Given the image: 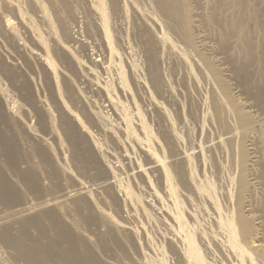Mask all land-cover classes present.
<instances>
[{
  "label": "rangeland",
  "instance_id": "rangeland-1",
  "mask_svg": "<svg viewBox=\"0 0 264 264\" xmlns=\"http://www.w3.org/2000/svg\"><path fill=\"white\" fill-rule=\"evenodd\" d=\"M130 1L136 7H139L143 10L152 11V16L156 21L153 27L160 35V37L163 38L165 41V47H164L165 50L164 51L162 50V52L158 54V56L160 57L157 58V66L160 68V73H163L164 77H166L169 80V83L171 84V89H174L173 91H175L176 95L173 92L171 96L168 95L169 98L167 96H163V97L155 96L156 101L160 102L164 107L166 114L168 116L167 120H164L159 114L156 113L157 109L154 105H150L144 98L142 100L139 94L136 95L137 92L133 86H131L132 88L131 91H133L134 89L136 93H134V91H133L134 94L131 93L132 94L131 99L128 98V96L127 97L123 95L121 96L119 94L118 97L121 99L120 101H122V103L126 105V107L128 108L127 111L130 114V117L131 116L134 117L136 112L138 111L140 112L139 114H141L140 115L141 120H144L143 123L145 125L147 124L146 126L149 129H151L150 131H153L157 141L160 143V147H159L158 143L156 144L155 141L154 142L151 141L150 143H147L149 146L147 145L148 149H146L147 148L146 147L145 150H148L149 154H150L149 151H151V154H153L154 152L155 156H158L160 160L163 159L164 161V162L162 161L163 164L164 163L168 164L171 174L173 176L172 184L175 187L177 197L180 199V205L185 209L184 211V215L186 214L185 217L186 216L188 217L186 210L191 206L189 204V201H186L185 199L182 198L183 195L190 197V200L193 201L194 204L198 202L203 203L206 209V214L204 215L199 214L194 223L195 228L198 229L199 233L203 237H205L209 243V249L200 247L202 253L210 258L218 260V263L220 264H231L232 263L231 257H228L224 251L220 252L218 247L214 246L213 242L210 241L211 236L217 232L216 224H214L213 221V217H215L216 214L212 209L211 203L215 205V207L218 209V212L223 216H229L230 218L231 217L234 218L236 223L234 227L236 231V240L240 244V246H242L245 249V247L248 245L249 240L247 239L248 237H246L243 234L242 227L238 222V220L236 219L237 213L239 212L243 215V217L246 220H248L253 225L255 229L254 235L256 236L255 240L257 242L264 243V181L262 179V175L264 172V124L262 122L264 121V97L260 96L261 90L264 89V0H179V9L175 17H170L162 13L159 10V8L155 6L154 0H130ZM60 2L61 1L59 0V3ZM81 3L84 4L81 0L78 1L77 3V6L80 5L78 6L80 12V13L78 12V14L80 15H78L79 17H77V19L80 22V25L79 26L72 25V30L75 29L76 32L77 31L82 32V29H84L83 27L85 26L86 23L85 20L86 19L85 15H87L85 13L86 7L85 4L83 6ZM185 3H188L191 7L186 8L184 6ZM71 6L73 8V5ZM115 21H116L115 17L112 14H110L111 24H113ZM17 24L16 26H19V24L18 25ZM125 24L126 27L123 28L124 31H121L119 29L118 32L112 29L113 35L117 34L118 37H122V36L124 37L123 42L129 48L130 51V54L123 55V52L119 48V53L122 56H124L125 59H127L129 62L133 64L148 65L145 60L146 58L145 46L147 42L150 43L151 39L149 34L147 33L148 31L146 29V26L134 16L130 8L128 9V15L125 20ZM75 27H77V29ZM126 30H127V34H126ZM19 32L21 33L20 30ZM28 45L30 46V44ZM33 49H38V48L35 46V48ZM39 50L40 51L38 50L36 51L40 53L41 48ZM78 52H79L78 53L79 57L81 58V60L83 59L82 61H85L86 66L90 68L93 67L91 71L92 70L95 71L93 72L95 73L97 78L98 77L99 79L101 78L100 81L111 80L113 75L112 73L111 75L109 74L110 72H108V74L105 73L104 70H102L103 67L101 66L98 67L96 65L93 66L90 65L91 64L90 56L87 53L83 52L81 49ZM41 53H40L41 55H44L43 51ZM95 56L93 58H96V60H98L97 58H99L98 57L99 54L97 53ZM99 59L101 60V58ZM9 61H11V59L10 60L8 59L7 62L10 65ZM55 65H57L56 69L59 68L58 71L60 70L61 67L63 69H64L63 66L66 67V64L60 65V63L57 61ZM25 66L26 65L16 64L15 67H13L12 65H10L9 67L14 68V70L17 73L16 78H18L21 83L24 81L23 82L24 84L31 83L32 86L34 85L32 88L33 91H35V98L37 97L36 99H38L40 95L41 96L43 95L42 100H46L44 101L47 105L46 108H49L50 110L49 109L48 110L52 113L51 114L49 112V114L53 116L52 125L54 126L52 127L51 124L49 125V121L47 119L48 117H46L49 114H47L45 109L42 108L44 112L41 109H39L41 112H43V114L40 113L38 115H36L37 113L35 114L34 111H31L28 102L24 100V98L21 96L22 93L16 90L17 87L13 85L9 77H5L1 73L0 74L1 88L4 87L3 89L7 90L8 95L11 98L10 100L13 99L12 101L16 102L17 107L21 105L24 106V107L21 106L22 107L21 110L22 109L26 111L28 110L27 111L28 113L30 110L31 115H29V117H27L26 119H23L21 115L17 114L16 119L20 118L18 123L21 121L23 123V121L25 120L24 123L18 124L19 126L16 125L14 129L11 128L14 130L13 132L11 131L9 132L7 129L4 128V125H1L0 131H3L5 133L6 139H14L16 141L19 148H21V150L23 149L22 152H24L23 153L24 156L25 153L30 152V150L29 151L27 150V148H29L28 145H31L30 142H33V145L35 146L36 144L39 143L38 142L39 139L40 140L45 139L46 136L48 135L46 139L47 140L49 139V141H46V144L50 142L51 145L50 143H48L49 145L47 144V146L41 144L44 147L41 146L40 147L43 148L42 151L45 150L46 152L48 151L49 148L51 149L48 155H50V157L55 160L54 168L58 169V172L56 173L58 174V176H56L57 178L54 180H49L47 178V175L50 173L51 167H49L50 169L47 170L45 167L40 169L39 166H37L39 169L37 167L34 168L36 171L34 172L37 174L39 178L41 176L42 178L41 181L43 180V182H41L40 185L41 189L43 190L42 193L52 195L51 193H53L54 191L55 192L53 194H56L60 191H63V188L64 190L67 189V187L68 189L70 187L69 190H72L73 188L74 190H76L80 187V185L82 186V184L83 187H88L91 185L92 188L94 187L96 189V187L93 184L96 182H100L101 178H103L105 174L103 173V175H98L95 165L94 166L87 164L84 165L81 161L77 160L78 161L77 162L76 159L73 157L72 155L73 147L72 145H70L68 139H66L67 137L65 134L66 131L64 126L62 128L59 122L60 112H58L55 109L54 100L52 97L49 96L50 92L47 90L48 86H46L49 85L48 83H46L47 80L44 81L45 76L42 69V66L44 65L35 64L34 60H31V65H28L26 67ZM213 69H217L219 72L221 71V75L223 77L227 90H224L222 86L217 82V80L214 79L215 77H214ZM29 71L30 73L28 74L27 72ZM145 73L146 71L144 70L143 74ZM103 78H106L107 80ZM6 79L8 82L7 81L3 82V80ZM36 90L39 91V93H37ZM93 93L94 92L88 89L87 87L84 88L81 86V94L86 98L87 97L90 98L89 100H92L93 103L95 100V103L97 104L98 108L95 109L91 108L92 110L89 109V105H86L85 103H81L79 100L76 102V100L73 99L70 100L69 98H67V100L65 101L66 97L64 96V94H63V100L61 99V102L63 101L64 103H66L67 106H69L67 107L68 111L70 113L72 112L73 114L75 113L74 115L72 114L73 116L75 115L77 116L78 114L77 116L78 119L81 118L79 120L80 122H78L77 120V123H81V125L84 124L82 126L87 128L89 134L87 135V133L82 132L83 135H86L87 137L93 136L94 140L98 144L100 142V145H102L103 148L102 150L103 151L105 150L104 153L106 152L105 154L109 156V157L107 156L109 161L108 163L110 165V166L108 165L109 168L113 167L115 168L114 170H119V172L121 173L120 176L121 179L119 181L120 187L122 186L121 187L122 189H124V187L125 188L128 187L129 189L130 186L129 190H131L132 192L134 191L133 193H136L138 197L140 195L141 196L140 199L143 203L141 205L144 209L148 208V210L147 209L145 210H147V212L150 213L152 219L149 218V213L147 215L145 214L146 217L140 211L137 214L134 213V211L132 210L133 207L130 204L128 205V203L126 204L128 206H125L127 208V211L122 212L121 210L122 207L120 206L118 198L112 195L113 192L111 190L110 192L109 189L107 188L102 191L96 189L95 191L93 190L89 194L90 197L89 195L87 196L89 200L91 199L90 202H92V204L90 206L92 207L91 208L92 211L88 209L90 206H87L88 208L85 207V209L87 208L86 209L87 211H84L85 210L84 209L83 211L85 213L81 212L82 214H80V216L78 215L79 217L77 216L79 218L80 225L83 224L81 225V227H83L82 232L84 231L83 236L84 237L87 236L86 238H90L94 243L96 242L95 245L98 244L97 247L100 246V239H104L101 240V242L103 241L102 243H104L105 247L110 248V250L112 249V252L114 251L113 254L115 255L112 254L113 256L112 255L110 256L114 257L115 259L116 258L120 259V256L122 255L120 254L119 256L118 255L119 253L116 251L117 249H114L115 248L114 243L116 241H113L112 238L113 236L111 234L114 233L113 232L114 230L111 228H113L112 223L117 222V224L118 223L124 224L126 222L127 226L129 225V227L136 228L137 230H139L138 236L141 241V245L142 246L144 245L143 247H145V248L142 247L143 250L145 251L143 250L140 251L139 249L136 251L133 248L131 249L130 248L131 246L127 244L128 248H130L131 250L127 249V247L125 246L126 251L128 252L130 251L131 252L129 253L130 255L134 251L135 252L132 254L133 256L129 257V255H126L128 260H126V257H124L125 259L122 258L123 257L122 256L121 260L123 259L125 260V261L123 260V263L125 262L127 264L129 262V264H132L131 263L133 262L132 257L134 256L137 257V254H141V255L147 254L146 256L147 258L149 256L148 259L151 262V263L149 262L150 264H153V262L154 264L155 263L159 264V262L160 264H166V263L172 264L173 261H174L173 264H176L174 258L172 259L173 256L166 248L167 243L164 244L161 235H159L162 232L166 234L165 232L167 229H168L167 233L171 232V229H173L171 227H175L173 226L174 222L168 219L166 214V207L168 206L170 207L172 205L171 201L173 202V200H171L172 195L169 192L170 190L169 191L168 189L164 190L167 193L162 191L165 188L163 184H161L163 182L160 179V174L158 172L149 174V176L152 177L151 181L153 179V181L151 182L154 185L152 189L151 187L147 186L146 180L144 178L142 180L141 178H138V176H136L137 178L136 180L134 176L130 178L131 181L127 179V175L125 173L126 168L130 167L132 163L134 165L135 161H137L140 164L141 163L145 164L147 162H150V160L148 159L149 156L146 155L147 152L138 149L137 146L135 147V144L133 146H130V142L123 141L124 146L127 143L125 149H127L128 154H130L133 157L134 161H131L130 162L131 164L129 162L125 163L121 161L119 162V160L116 161L114 156L116 157L117 154L119 156L120 153H123V148L120 149L119 148L120 146H118V144L116 143V141H119L120 144L121 140H125L120 138L122 137V135H120L121 130H118L120 132L118 135H117L118 133L117 131V133L111 134L112 136L100 132L97 124L95 125L96 112L93 111H98L99 113L97 112V114H99V116L102 115L101 117L105 115V119L108 121V123L115 122L112 123L113 125L116 124L118 126L117 123L119 120L117 119L115 111L109 106L106 100L98 93H94V94ZM51 99L52 101H50ZM105 103L108 105H106ZM148 106H150L151 108ZM84 107L87 109H85ZM153 110L155 112H153ZM91 112L93 114H91ZM84 114L88 115L89 118L84 119L85 118ZM41 115H44L43 117L44 118L46 117V119H44L43 117H39ZM241 115L246 117V120H244L243 122H241L240 120ZM251 117L256 118L254 124H248ZM135 119H137L136 116ZM135 119L133 118L132 121L134 120V122L136 123ZM42 120L44 122L48 121L47 124L46 122L44 123ZM27 124L28 126H26ZM20 125L26 126L25 127L26 129L24 128V126H22L23 127L22 128ZM29 126H30V130H29ZM51 127L54 128L55 131V132L53 131L54 135L51 134V131L53 130ZM168 127H172L177 132L180 138L179 143H177L176 145L173 143V141L166 142L164 140L165 138L170 139L169 137H167L168 135L165 132V130ZM61 128L64 129V131ZM22 129L26 131L24 130L22 131ZM35 130L37 132L39 131L40 136L37 134ZM27 132L28 134H26ZM29 132L31 133V135ZM230 132L234 133L233 139L225 140L221 144V146L214 145L209 149L206 147L202 149L203 154L205 156V163L200 161L198 155L196 154L195 156L190 157L189 159V169L191 175L193 176V179L198 185L200 191L205 196V199L201 201L199 200L198 196L192 190H190L189 186L185 181L183 171H185V174L187 175L189 170L184 168L185 166H183L182 163H174L173 156H175L177 153L180 152L194 153V151L199 150L197 148L198 146H205L206 143L210 141H219L221 140V137H224L226 134ZM33 133L39 139L36 138V136ZM42 134L44 137L42 136ZM28 135L30 139H28ZM49 135L51 138H49ZM114 136L115 137L119 136V138H115ZM33 137H35L37 141L36 140L34 141ZM39 144L37 146H39ZM150 144H152L153 146L152 145L150 146ZM40 147L39 149H41ZM131 147L134 148L131 149ZM46 152L44 153L46 154ZM112 156L113 158H111ZM243 156H245V158H243ZM21 158L22 156H20L19 154H15L13 157L6 158L9 161L13 171L15 170L16 167L15 161ZM30 161L33 162V164L35 163L34 166L39 165L38 164L39 158H33L30 159ZM97 161L99 160L97 159ZM79 162L81 163V165ZM98 163L99 166L100 167L102 166L104 169L105 167L104 164L101 163L100 161ZM84 167L86 168L84 169ZM21 168L26 169L27 167L26 166L24 167V165H22ZM45 172H47V174ZM5 175L8 181L12 182L14 180L11 172L8 169H5ZM43 177H45V179ZM159 179L161 180V182ZM242 179H244L245 182V188L243 190L241 189V182H240ZM152 190L153 191L155 190L154 192L158 193V195L157 194H156L157 196L154 195ZM149 194H152L153 198L155 196L161 197L158 198V200L162 199V195L164 196V199L167 196V198L169 197L168 201L169 200L170 201L168 202L167 199L165 200L162 199L158 201L156 197L154 199L152 197H149ZM159 194H161V196ZM120 199L121 198H119V200ZM145 199L146 202L148 199L149 201L151 200L152 202L150 201V204L152 206H149L145 202ZM163 201L164 203H162ZM65 204H68V202H65ZM69 205L68 208L70 207ZM165 205L168 206L165 207ZM7 206L9 205L5 203L2 199H0V210L5 209ZM72 206L73 204L71 205L70 208H73ZM94 206L96 208H94ZM160 212L163 215H161ZM88 214H90L88 217L91 218L89 222L90 224L88 222L87 224L91 227L85 224L86 223L85 220H81L84 219L85 217L87 218ZM133 214L134 215L136 214L137 216H134ZM159 217L166 224L165 223L163 224ZM187 217L186 220H188ZM155 218H158L160 222H158L157 221L158 219L156 220ZM149 219L153 221L151 220L149 221ZM154 220L157 221L159 224L156 225L157 222H155ZM81 221H85V223L84 222L82 223ZM110 221L111 224H109ZM168 222L173 223L170 224L171 227L167 225ZM14 225H15L14 222H12L13 229H14ZM164 225H167V227ZM3 226L5 228H8L9 223L7 222ZM85 226L86 227L88 226L87 229ZM1 229L2 227L0 226V234L2 233ZM143 229H146L145 230L146 235L150 237L149 239L152 242L153 240L156 242V244L153 242L154 244H152V248L154 247L153 245H156V247L154 248L156 249L158 247V250H160V252H158V250H155L158 253L157 252L153 253L155 252L153 249L150 248L147 249L148 248L146 246L147 244L145 240L142 239L145 236L144 232H142ZM173 232H175L176 234L179 233L177 232V230H173ZM13 233L14 235L17 234L16 231H13ZM33 235L36 236L35 231H33ZM114 235L117 238L119 237L118 242L121 243L122 240L120 239V236L117 234ZM140 236L143 237L141 238ZM108 239L110 240V242H108L109 241ZM195 240L196 243H199L197 237L195 238ZM112 241L114 243H112ZM0 243L3 245L1 238H0ZM157 243L159 244V246L157 245ZM110 246L113 247L111 248ZM159 247L161 248L159 249ZM162 248L164 249L162 250ZM144 252L146 254H144ZM162 253H164V255L167 256L165 260H167L168 262L165 261L166 263H161V259L160 258H159L160 260L158 259V257H160ZM4 256L6 257V259H8V262L10 264L12 262H14L15 264H21V263L24 264L23 259L19 257L20 254L12 246H7V248L4 247ZM108 262L111 264L113 263L111 260L110 261L108 260ZM245 262L246 263L244 262L243 263L264 264V259H260L259 257H251L252 263L248 261Z\"/></svg>",
  "mask_w": 264,
  "mask_h": 264
},
{
  "label": "bare ground",
  "instance_id": "bare-ground-1",
  "mask_svg": "<svg viewBox=\"0 0 264 264\" xmlns=\"http://www.w3.org/2000/svg\"><path fill=\"white\" fill-rule=\"evenodd\" d=\"M60 1L62 2V4L61 2L59 3V0H0V74L2 73L5 77L10 78V81L13 83V85H15L18 88V89L16 88V90L22 93L21 96L24 98V100L28 102L31 111H34L35 114L37 113L36 115H38L40 113L43 114L44 112L43 109H45L47 114H49L50 109L46 108L47 105L44 102L46 100H42L43 95L42 96L40 95L41 97L39 96L38 99H36L37 97L35 98V91H33V88H32L34 85L32 86L31 83L24 84L23 83L24 81L21 83L19 79L16 78L17 73L14 70V68L9 67L10 65L15 67L16 64L28 66V65H31V60H34L35 64L44 65L42 66L43 73L45 76L44 81L47 80L46 83L49 84V85H46L48 86V89L47 88L45 89H47L50 92L49 96L52 97L54 100V104H55L54 107L58 112H60L59 122L62 128L64 126L65 131H66L65 134L67 137L66 139H68V141L70 142V145H72L73 147L72 148L73 157L76 159V161L77 160L81 161L84 165L85 164L93 165V166L95 165L98 175H103V173L106 175V176L104 175V177L102 176L103 178H101V180L99 179L100 182H96L93 185L96 187L97 190H100V191L106 188L109 189V191L111 190L113 192L112 195L118 198L120 206L122 207L121 209L122 212H126L127 208L125 206H128L130 204L133 207L132 210L134 211V213L137 214L140 211L145 216V214L147 215L149 212H147L148 208H145L147 209L145 210L142 207L141 204L143 203L140 199L141 196L139 195L138 197L136 193H133L134 191L132 192L131 190H129L130 186H129V189L128 187L126 188L124 187V189L121 188L122 186L120 187L119 181L121 179L120 177L121 173L119 172V170H114L115 168L113 167L109 168L110 165L108 163L109 162L107 158L108 155L105 154L106 152L104 153L105 150L104 151L102 150L103 148H102V145H100V142L98 144L94 140L93 136L87 137L86 135H83V133H87V135L89 134H88L87 128L82 126L84 124L81 125V123H77V120L78 122H80L79 120L81 118L78 119L77 117L78 114L77 116L76 115L73 116L75 113L74 114L72 112L70 113L67 108L69 106H67L66 103H64L63 101L61 102V99L63 100V94H64V96L66 97L65 101L67 100V98H69L70 100L72 99L76 100V102L79 100L81 103H85L86 105H89V109L91 108L95 109V108H98L97 104L95 103V100L93 103L92 100H89L90 98L84 97L82 95L84 93L81 94V86L84 88L87 87L94 93H98L99 95H101L106 100V102L109 104V106L115 111L117 119L119 120V121L117 120L118 123L116 122L118 126L116 124H115L116 126L112 124L115 122L108 123V121L105 119V115L101 117L102 115L99 116V114H97L98 111H93V112H96L95 113L96 115L95 125L97 124L100 132L105 133L107 135L115 134L117 133L118 130H121L120 131L121 133L118 131L117 135L120 133V135H122V137L120 138L125 139V140H121L122 142L120 141V144H119V141H116L115 139L118 146H120L119 148L120 149L123 148V153H120L119 156L118 154L116 157L114 156L116 161L119 160V162L121 161L125 163L127 162L130 163L131 161H134L133 157L130 154H128L127 149H125V146L127 143L124 146L123 141L130 142V146H133L135 144V147L137 146L138 149H141L142 151L147 152L146 155L149 156L148 159L150 160V162H147L145 164L143 163L140 164L137 161H135L134 165L132 163L130 167L126 168L125 173L127 175V179L130 180V178L134 176L136 180H137L136 176H138V178H141L142 180L144 178L146 180L147 186L151 187L152 189V187L154 186L151 183L153 179L151 181L152 177L149 176V174L158 172L160 174V179L163 182L161 184H163L165 188L162 191L167 190V189L168 191L170 190L169 192L172 195L171 200H173V202L171 201L172 205L170 207L168 206L170 203L168 205H165V207L168 206L166 207V214H167L168 219L174 222L173 226H175L176 228L171 227L170 224H173V223L168 222L167 225L173 228V229L170 228L171 232L167 233V230H168L167 229L165 232L166 234L162 232L159 235H161V238L164 241L163 243L164 244L167 243L166 248L173 256L172 259L174 258L176 264H220L218 263V260H215L213 258H210L204 255L202 251L200 250V247L209 249L208 240H206V238L203 237L199 233L198 229L195 228L194 226L197 216L199 214H202V215L206 214V209L203 203L198 202L194 204V202L190 200V197L183 195L182 198L185 199L186 201H189V204L191 206L190 208L186 210L187 215H188V217L186 216L188 220H186V217H185L186 214L184 215L185 209L184 207L180 205V199L177 197L175 187L172 184L173 176L171 174L168 164L167 163L163 164L164 162L163 159L160 160L158 156H155L154 152L153 154H151V151H149L150 152L149 154L148 150H145V148L147 147L146 149H148V146H149L147 143H150L151 141L153 142L155 141L156 144L158 143L159 147H160V143L157 141L153 131H150L151 129H149L146 126L147 124L145 125L143 123L144 120H141V117H140L141 114H139L140 112L135 108L138 111L135 114L138 121L137 119H135V116L134 117L131 116L136 120V123H135L134 120L132 121L133 118L130 117V114L127 111L128 108L126 107V105L122 103V101H120L121 99L118 97V94H119L121 96L122 95L126 97L128 96V98L131 99L132 97L131 93H133L134 91V89L133 91H131L132 89L131 86H133L137 92L136 93L134 91L136 95L139 94L142 100L144 98L150 105H154L157 109V110L155 109L157 111L156 113L159 114L164 120L168 119V116L166 114L164 107L162 106L160 102L156 101L155 96H158V97L167 96L168 97V95L171 96L173 92L175 93V91H173L174 89H171V84L169 83V80L166 77H164L163 73H160V68L157 66V58L160 57L158 56V54H160L162 50L163 51L165 50L164 49L165 41L163 38L160 37V35L157 33V31L153 27L156 21L152 16V11L143 10L139 7H136L130 0H81L85 4V7H86V12L84 10V12L87 14L85 15L86 23H85V26L83 27L84 29L81 28L82 32H78V31L76 32L75 29H73L74 31L72 30V25H77V26L80 25V22L77 19V17H79L78 15H80L78 14L79 12L78 6L80 5L77 6V3L80 0H60ZM84 4L82 5L84 6ZM154 4L155 6L159 8V10L162 13L170 17H175L177 15V11L179 9V0H154ZM71 5H73V8ZM184 6L186 8L191 7L188 3H185ZM129 8L132 10V13L134 14V16L146 26V29L148 31L147 33L150 36L151 41L150 43L147 42L145 46L146 47L145 60L148 65H136V64L129 62L127 59H125L124 56H122L119 53V48H120V50L123 52V55L130 54L129 48L123 42L124 37L123 36L118 37L117 34L116 35L112 34V29H114V31H118L119 29L121 31H124L123 28L126 27L125 20L128 15ZM110 14H112L116 19V21L113 24H111L110 22ZM17 23L19 24V26H16ZM75 28L77 29V27ZM19 30L21 31V33L19 32ZM126 34H127V30H126ZM28 44H30V46ZM35 46L38 49H33L35 48ZM40 48H41V52L42 51L44 52V55H41L42 53L40 52L41 53L40 54L38 52L40 51L39 50ZM80 49L90 56V61H91L90 65L92 66L96 65L98 67L101 66L103 67L102 70H104L105 73L108 74V72H110L109 73L110 75L111 73L113 74L110 81H108L106 78H103V79L107 81H103V80L100 81L101 78L99 79V77L98 78L96 77L94 73L95 71L94 70L91 71L93 67L90 68L86 66L85 61H82L83 59L81 60V58L79 57L78 51ZM97 53L99 54L98 57L101 58V60L99 58H97L98 60H96V58H93ZM8 59L9 60L11 59V61H9L10 65L7 63ZM56 61L59 62L60 65L66 64V67L63 66L64 69L61 67L62 69L60 68V70L58 71L59 68L56 69L57 65H55ZM144 70L146 71L145 74H143ZM213 71H214V77H215L214 79L217 80V82L222 86L224 90H227V87L221 75V71L219 72L217 69H213ZM27 73L29 74L30 71ZM4 81H7V79L3 80V82ZM83 85H86V86H83ZM3 88H1L0 86V128H1V125H4L5 129H7L9 132L10 131L13 132L14 131L13 129L16 127V125L22 123V121L18 123L20 119L19 117L22 116L23 119H26L27 117H29V115H31L30 113L31 111L29 110V113H30L29 114L27 112L28 110L27 111L24 109L21 110V108L24 106L21 105L22 107L21 106L17 107L16 102L12 101L13 99L10 100L11 98L9 97L7 90ZM37 93H39V91H37ZM260 96L264 97V89L261 90ZM50 101H52V99ZM39 109H41L43 112H41ZM153 112L155 111L153 110ZM17 114L21 115L18 117L19 119H16ZM51 114L46 116L48 117L47 119L49 121V125L50 124L52 125L53 123V118H52L53 116ZM91 114L93 113L91 112ZM44 115H41L39 117H43ZM46 117L45 118L43 117V118L46 119ZM86 118H89V116L85 115L84 119ZM255 119L256 118L251 117L248 124H254ZM240 120L241 122H243L244 120H246V117L241 115ZM262 122L264 124V121ZM49 125H48V128H49ZM26 126H28V124ZM26 126H24V128ZM53 126L54 125H52V127ZM52 129L53 130L51 131V134L54 135V132H55L54 128ZM23 130L24 129H22V131ZM29 130H30V126H29ZM62 130L64 131V129ZM165 132L168 135L167 137L170 138V139L165 138L164 140L166 142L173 141L175 145L179 143L180 138L177 132L172 127H168L165 130ZM26 134H28V132ZM37 134L39 135V131L37 132ZM50 135H49V138H51ZM47 137L48 135L46 136V138ZM33 138L35 141L36 140L35 137ZM36 138L38 137L36 136ZM115 138H119V136ZM233 138H234V133L230 132L226 134L224 137H221V140L219 141H210V142H207L205 146H198L197 148L199 150L194 151V153L193 152H190V153L180 152V153H177L175 156H173L174 163H182L183 166H185L184 168L189 170V171L186 170L188 171L187 175L185 174V171H183V175H184L185 181L187 185L189 186L190 190H192L198 196L199 200L202 201L203 199H205V196L200 191L198 185L193 179V176L191 175V172L189 169L190 157H193L196 154L198 155L200 161L205 163V156L202 151L204 147L209 149L210 147L214 145L221 146V144L225 140H230ZM28 139H30L29 135H28ZM45 139H42V140L39 139L40 141L38 140V142L40 143V144L38 143L39 146H37L38 144L34 146L33 142H30L31 145H28L30 149L27 148V150L28 151L30 150V152L25 153V156H24L23 154L24 152H22L23 149L21 150V148H19L16 141L14 139H6L5 133L3 131H0V199H2L5 203L9 205L5 209L0 210V226L2 227L1 229L2 233L0 234V238L2 239V243H3V245L0 243V264H10L8 262V259H6V257L4 256V247L7 248V246H12L18 251V253L20 254L19 257L23 259L24 264H111L108 262V260L109 261L111 260L113 262L112 264H124L125 263V262L123 263V260L125 259L124 257H126V260H128L126 255H129L130 257V256H133L132 254L135 252L134 251L130 255L129 253L131 252L126 251L125 249L126 247L127 249L133 248L136 251L138 249L140 251L143 250V248L145 247H143L144 245L143 246L141 245V241L138 236L139 230H137L136 228L129 227V225L127 226L126 222L124 224L122 223L117 224V222L112 223L113 228H111L114 230L113 231L114 233L111 234L113 236L112 237L113 241H116L115 243L112 241V243L115 244L114 249H117L116 251L119 253L118 254L119 256L120 254L123 256V257L120 256V259L119 258L115 259L114 257H112L113 255H115L113 254L114 251L112 252V249L110 250V248L105 247L104 243H102L103 241L101 242V240H104V239H100V246L97 247L98 244L95 245L96 242L94 243L90 238H86L87 236L86 237L83 236L84 231L82 232L83 227H81V225L83 224L80 225L78 217L80 216V214H82L81 212L87 211L86 210L88 208L87 206H90L92 204V202H90L91 199L89 200L87 196L93 190L95 191L96 189L94 187L92 188L91 185L88 187H83V184H82V186L80 185V187L76 190H74V188L72 190H69L70 187L69 189L67 187V189L65 190L63 188V191L53 194L55 192L54 191L53 193H51L52 195L42 193L43 190L41 189L40 185H41V182H43V180L41 181L42 179L41 176L40 178L37 176L34 168L39 166L40 169L45 167L47 170V169H50L49 167H51L50 173L47 175V178L49 180H54L57 178L56 176H58V174H56L58 172V169L54 168L55 160L51 158L50 155H48L51 149L49 148L47 152L43 150L44 152H46L48 156L42 151L43 148L41 147H44V146H42L41 144L47 146V144L50 143L48 142L46 144V141H49V139L48 140L47 139L45 140ZM152 144H150V146ZM39 147L41 149H39ZM133 148L134 147H131V149ZM15 154H19L20 156H22V158L15 161L16 167H15V170L13 171L10 166L9 161L6 158L13 157ZM33 158H39V161H38L39 165L34 166L35 163L33 164V162H31L32 160L30 161V159H33ZM111 158H113V156ZM243 158H245V156H243ZM97 159L101 163H103L106 168L104 167L103 169L102 166L100 167L98 163L99 161H97ZM22 165H24V167L26 166L27 168L22 169L21 168ZM85 168L86 167H84V169ZM5 169H8L11 172L14 178L12 182L6 179ZM47 172L45 173L47 174ZM43 178L45 179V177ZM262 179L264 181V172L262 175ZM240 182H241V189L243 190L245 188L244 179H242ZM154 191H153L154 195L156 194L158 195V193ZM161 194L159 195L161 196ZM149 197L153 198L152 194H149ZM119 198H121L120 199L121 201L119 200ZM158 198H161V197H156L157 200ZM168 198L166 196L165 199H167L168 201ZM146 199H145V202H146ZM162 199H164L163 195H162ZM150 201L148 199L146 203L149 206H152L150 204ZM65 202H68V204H65ZM127 203L128 205H126ZM162 203H164V201ZM72 204H73L72 206L73 208H70ZM68 205L70 206L69 208H68ZM211 206H212V209L214 210V213L216 214V216L213 217V221H214V224H216L217 232L211 236L210 241L213 242L214 246L218 247L220 252L224 251L228 257H231L232 259L231 264H244L246 263L245 261L252 263L251 257H259L260 259H264V243H260L255 240L256 236L254 235L255 229L253 225L248 220H246L240 212L237 213L236 219L238 220V222L240 223L242 227L243 234L246 237H248L247 239L249 240L248 245L244 249L242 246H240V244L236 240V231L234 228L236 223H235L234 218L232 217L230 218L229 216H223L222 214H220L218 212V209L215 207L213 203H211ZM85 207L87 208L85 209ZM91 208L92 207L90 206L88 209L91 210ZM94 208L96 207L94 206ZM163 209H164V206H163ZM136 214L135 215L133 214V215L137 216ZM89 215L90 214L87 215V218L83 217L84 219H81V220H85L86 223L85 221H81V222L82 223L84 222L85 224H87V222L89 223L90 218H91V217H88ZM161 215L163 214L161 213ZM149 218H151L150 213H149ZM151 219H149V221ZM155 219L157 220L158 218H155ZM157 221L160 222L159 219ZM7 222L9 223V227L5 228L3 225ZM12 222H14L15 224L14 229L12 227ZM158 222L156 223V225L159 224ZM162 223L164 224L165 222L162 221ZM109 224H111V221ZM167 225H164V226L167 227ZM145 230L146 229H143L142 231L145 234V236L143 235L144 238H142L143 236L142 237L140 236V237L145 240L147 244L146 246L148 247L147 249L150 248V249H153L154 251L158 250V247L156 249L154 248L156 247V245H153L154 247L152 248V244L154 243L156 244V242L152 239L154 242L153 243L149 239L150 237L146 235ZM173 230H177V232H179L180 235L179 233L176 234L175 232H173ZM13 231H16L17 234L14 235ZM33 231L36 232V236L33 235ZM114 234H117L120 236V239L122 240L121 241L122 244L118 242L119 237L117 238ZM196 237L198 238L199 243H196V240H195ZM108 242H110V240ZM127 244L131 247L128 248ZM157 245L159 246L158 243ZM160 248L161 247H159V249ZM163 249L164 248H162V250ZM156 252L157 251L153 253H156ZM158 252H160V250H158ZM164 253H162L163 256L160 255V257H158V259L159 258L161 259V263H166L165 261H167L165 260L167 256H165ZM144 254L146 253L144 252ZM146 255L137 254V257L134 256L132 257L133 259L131 258L133 261L131 263L132 264H150L151 262L148 259L149 256L147 258ZM121 257L124 259L121 260ZM12 263L15 264L14 262ZM173 263L174 261L172 262V264ZM127 264H129V262Z\"/></svg>",
  "mask_w": 264,
  "mask_h": 264
}]
</instances>
